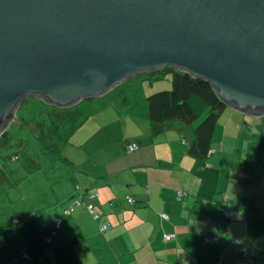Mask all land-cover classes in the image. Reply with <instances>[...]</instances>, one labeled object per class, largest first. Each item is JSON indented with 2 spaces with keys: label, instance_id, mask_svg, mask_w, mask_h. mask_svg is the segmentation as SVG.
<instances>
[{
  "label": "crops",
  "instance_id": "0c3cea01",
  "mask_svg": "<svg viewBox=\"0 0 264 264\" xmlns=\"http://www.w3.org/2000/svg\"><path fill=\"white\" fill-rule=\"evenodd\" d=\"M139 101L135 105L144 100ZM146 105L120 112L121 134L112 139L96 137L91 143L95 153L85 151L84 159L80 153L63 157L44 173L47 192L29 191L37 210L27 200L30 196H22L25 209L16 213L15 222L0 224L18 223L21 216L20 239L0 256V264H264V115L226 112L209 162L218 170L217 180L208 179V172L202 182L192 172L191 136L175 128L154 136ZM97 126L96 132L102 134L103 125ZM124 142L136 143L140 149L126 153ZM80 149L85 150L83 144ZM26 173L18 186L34 170ZM207 183L211 186L202 190ZM76 184L81 194L98 193L93 203L100 219L95 221L79 208L62 218L54 245L44 246L39 233L63 207L47 210L70 203L77 195ZM179 192L184 193L181 201ZM129 197L145 202L131 205ZM224 212L233 214L232 219ZM107 224L112 227L102 233ZM167 234L176 237L166 241ZM208 234L220 235V245L206 247L203 236ZM235 238L248 249L247 257L232 245ZM23 252L31 259L22 258Z\"/></svg>",
  "mask_w": 264,
  "mask_h": 264
},
{
  "label": "water",
  "instance_id": "95a60500",
  "mask_svg": "<svg viewBox=\"0 0 264 264\" xmlns=\"http://www.w3.org/2000/svg\"><path fill=\"white\" fill-rule=\"evenodd\" d=\"M173 67L264 115V0H0V137L28 97L59 108Z\"/></svg>",
  "mask_w": 264,
  "mask_h": 264
},
{
  "label": "rangeland",
  "instance_id": "374dc122",
  "mask_svg": "<svg viewBox=\"0 0 264 264\" xmlns=\"http://www.w3.org/2000/svg\"><path fill=\"white\" fill-rule=\"evenodd\" d=\"M171 80L172 75L167 73L152 84L149 75L144 74L117 85L103 96L67 109L28 97L16 111L5 135L0 137V173L7 170L14 183L21 179L20 176H27L26 171L34 170V175L27 182L22 181L18 188L10 180L2 183L0 179V224L9 223L10 219L15 221L16 213L25 209L22 196H30L27 200L37 210L39 206L29 191L47 192L48 186L42 181L44 173L58 166L61 157H75L80 153L79 157L84 159L87 157L85 151L95 153L91 143L98 136L118 137L121 134L120 112L131 111L145 103L149 106L147 97L157 91L170 90ZM139 100L144 101L135 105ZM207 115L208 112L196 125ZM97 124L103 125L102 134L96 132ZM186 132L191 136L189 129ZM81 144L85 150L80 149ZM15 155L20 160L10 165Z\"/></svg>",
  "mask_w": 264,
  "mask_h": 264
},
{
  "label": "trees",
  "instance_id": "16d2710c",
  "mask_svg": "<svg viewBox=\"0 0 264 264\" xmlns=\"http://www.w3.org/2000/svg\"><path fill=\"white\" fill-rule=\"evenodd\" d=\"M167 73L172 75L170 90L157 91L151 93V95L147 97L152 133L154 136H159L165 133L168 129H189L191 134L189 153L195 160L192 172L200 177L202 182L206 181L205 179L208 172H210L208 179L217 180L218 170L217 168L211 167L209 163L213 154L216 153V150L213 148L214 139L216 138L218 127L221 126L223 116L226 112L233 109L229 108L219 98L218 93L209 82L196 79L190 74L173 67L154 70L146 75H149L153 84L155 81L162 79ZM207 112L208 115L205 119L196 125V123ZM124 148L126 153L130 154L137 152L140 149V146L136 143L124 142ZM19 160L20 157L15 155L9 163L12 165V163H16ZM61 160H64L63 157H61ZM8 176L7 170L0 173L2 183L6 180H10L14 183ZM14 185L18 188L19 181L14 183ZM262 185H264V182ZM209 186L211 185L208 183L206 187L203 185L202 190L205 188L208 189ZM75 191L77 195L70 203L61 205L57 204L47 210V212L51 210L54 212L59 210V206L63 207L60 214L53 220L51 225L43 228L39 233L38 238L44 246L51 247L54 245V241L59 235L62 227V218L64 216H72L79 208H85L95 221L100 219V215L96 212V206L93 203V201L98 198V193L95 190H89L84 194H81L80 187L77 184L75 186ZM178 198L181 201L184 198V193L179 192ZM127 199L131 205L136 204V206L142 205L145 202H142L141 200L135 201L131 197ZM89 205L93 206L94 213H91L88 210ZM70 210L73 212L70 213ZM224 216L228 219H232L233 214H230V212H224ZM162 218L168 219L167 215H163ZM20 219L21 216L19 217L18 223H14V221L11 224L0 227V256L7 251L11 243L20 239L18 226ZM103 227H106V231L101 230V232L105 233L112 227V225L107 224L101 228ZM169 235L172 236L171 239L167 238ZM48 237L52 238L51 243L46 242V238ZM175 237V234H167L165 239L166 241H171L175 239ZM221 239L222 237L218 234H208L203 236V241L206 247L220 245ZM232 245L238 249V253L241 257L248 256V249L243 246L240 238L233 239ZM21 257L27 260L31 259L27 252H23ZM18 258H15L14 262H17Z\"/></svg>",
  "mask_w": 264,
  "mask_h": 264
},
{
  "label": "built area",
  "instance_id": "2783aa9c",
  "mask_svg": "<svg viewBox=\"0 0 264 264\" xmlns=\"http://www.w3.org/2000/svg\"><path fill=\"white\" fill-rule=\"evenodd\" d=\"M88 210H89L91 213H94V211H93V206H92V205H89V206H88ZM71 212H73V211L70 210V213H71ZM101 230H102V231H106V227L101 228ZM167 238H168V239H171L172 236L169 235V236H167ZM46 242L51 243V242H52V238H51V237L46 238Z\"/></svg>",
  "mask_w": 264,
  "mask_h": 264
}]
</instances>
